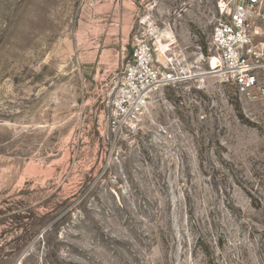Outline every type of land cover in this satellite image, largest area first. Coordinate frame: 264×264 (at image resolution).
<instances>
[{
    "label": "rangeland",
    "instance_id": "1",
    "mask_svg": "<svg viewBox=\"0 0 264 264\" xmlns=\"http://www.w3.org/2000/svg\"><path fill=\"white\" fill-rule=\"evenodd\" d=\"M216 2L0 0V264H264V98L208 73ZM138 41L186 79L112 132Z\"/></svg>",
    "mask_w": 264,
    "mask_h": 264
},
{
    "label": "built area",
    "instance_id": "2",
    "mask_svg": "<svg viewBox=\"0 0 264 264\" xmlns=\"http://www.w3.org/2000/svg\"><path fill=\"white\" fill-rule=\"evenodd\" d=\"M263 21L264 0H217L216 20L206 47L208 73L223 76L238 95L249 101L264 98V28L254 27ZM159 43L134 44L108 105L112 132L132 130L154 92L186 79Z\"/></svg>",
    "mask_w": 264,
    "mask_h": 264
},
{
    "label": "bare ground",
    "instance_id": "3",
    "mask_svg": "<svg viewBox=\"0 0 264 264\" xmlns=\"http://www.w3.org/2000/svg\"><path fill=\"white\" fill-rule=\"evenodd\" d=\"M263 28H264V26H263ZM159 46L161 47V49L164 47L161 42L159 43Z\"/></svg>",
    "mask_w": 264,
    "mask_h": 264
}]
</instances>
